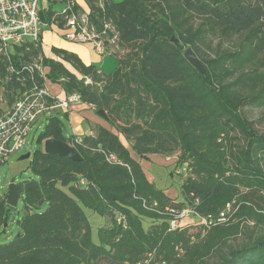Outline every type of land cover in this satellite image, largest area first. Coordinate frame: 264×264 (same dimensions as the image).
<instances>
[{"label": "trees", "instance_id": "trees-1", "mask_svg": "<svg viewBox=\"0 0 264 264\" xmlns=\"http://www.w3.org/2000/svg\"><path fill=\"white\" fill-rule=\"evenodd\" d=\"M72 1L52 3L41 11L43 22L63 29L56 6ZM88 7L98 31L109 25L118 46L129 50L124 58L112 55L118 58L114 73L62 49H53L61 60L49 59L42 41L31 51L18 49L24 56L16 54L14 63L41 56L46 79L38 84L79 94L107 114L111 130L65 136L64 121L49 119L38 142L80 138L74 147L82 161L44 150L32 154L33 177L17 183L24 215L16 220L15 238L0 243V264H264V133L245 114L264 107V0H107ZM113 36L107 30V38ZM216 40L232 46L209 56ZM187 48L207 76L187 62ZM5 64L0 58L2 79ZM29 79L25 74L23 83H6L10 106L32 87ZM176 153L177 165L191 169L182 201L157 189L138 161ZM228 205L226 222L209 226ZM84 207L111 220L99 229L98 243ZM167 207L191 208L201 223L170 231ZM13 209L0 204V236L15 220Z\"/></svg>", "mask_w": 264, "mask_h": 264}, {"label": "built area", "instance_id": "built-area-1", "mask_svg": "<svg viewBox=\"0 0 264 264\" xmlns=\"http://www.w3.org/2000/svg\"><path fill=\"white\" fill-rule=\"evenodd\" d=\"M49 4H59L62 0H0V58L4 60L6 76L0 78V170L7 164L12 156L21 152L29 143L30 133L40 117L56 109H70L74 104L82 103L79 94L67 95L64 100H57L48 90L41 87L38 82L46 79V71L42 64V57H37L34 61L21 62L20 67L14 63V56L18 54V60L24 56L23 51L18 53V49L31 51L39 46L42 31L45 25L41 18V2ZM87 4L94 3L102 6L107 0H84ZM59 16H62L66 23L65 30L71 31L65 37L71 42L80 44L91 43L101 55H113L118 48V35L109 25L104 26L102 33L91 21L90 8L82 9L78 5V0H73L66 6L59 9ZM107 30L114 36L107 38ZM106 37V39H105ZM106 42L109 44L107 47ZM25 74L30 76L31 88L20 90L16 95V101L10 106L6 98V83L14 81L23 83ZM86 83H92L86 77ZM81 143L80 138H76L74 144ZM74 147V144L69 143ZM167 162L175 165V173L184 179L191 175V169L187 164L177 165L179 154L176 153L165 158ZM110 160H114L113 157ZM84 182H81L83 185ZM7 202V196L0 194V204ZM198 202V201H197ZM232 206L227 209L218 219H211L207 224L215 226L224 223L230 214ZM170 220V231L180 229L188 218L197 216L191 208L178 210L167 207ZM198 217V216H197ZM119 225L124 226L125 219H118Z\"/></svg>", "mask_w": 264, "mask_h": 264}, {"label": "rangeland", "instance_id": "rangeland-1", "mask_svg": "<svg viewBox=\"0 0 264 264\" xmlns=\"http://www.w3.org/2000/svg\"><path fill=\"white\" fill-rule=\"evenodd\" d=\"M114 2H120L121 0H113ZM78 5L82 9H87L88 4L84 0H78ZM42 9L48 8L51 6L49 2L42 1L40 4ZM57 9L62 8L61 6H56ZM50 25V24H49ZM46 32L54 33L56 35H60L61 37L66 36L71 31L60 29L59 27L52 26L46 27ZM221 46L222 48H228L232 46V43L229 41L221 42L216 40L213 44V51H208L209 56H213L215 53L214 51ZM129 52V50L120 48L115 49L116 56L120 58H124V56ZM116 56L106 55L104 63H100L102 72L105 75H111L115 72L118 68V58ZM49 59L58 60L57 54L54 52L53 48H51L49 55H47ZM101 58V57H100ZM64 62V61H63ZM66 65H69L72 69L73 67L68 63L64 62ZM74 70V69H73ZM75 71V70H74ZM73 71V72H74ZM76 72V71H75ZM74 72V73H75ZM77 73V72H76ZM53 88H56V85L53 84ZM245 114L249 118L250 121L255 123L256 128L264 133V107L263 108H246ZM53 116H58L61 118L65 123V136L72 135V127L70 123L65 119L63 114H52V115H44L40 117V119L35 124L32 132L30 133L29 143L26 147L19 153L12 156L11 160L5 164L2 169L0 170V194L4 196H8L9 187L12 182L19 183L23 180L33 177L29 165L31 159L21 160V157L31 153L34 154L37 150H44V145H41L38 142V139L42 132L45 129L46 124L48 123L49 119ZM165 162L169 165H159L153 164L151 169L147 171L148 176L151 178L152 182L154 183L155 187L159 190H162L164 193L171 194L173 191H179V196H181V186L184 181L182 176L177 175L175 171V165L173 163ZM186 179V178H185ZM176 192V194H177ZM175 195V194H174ZM47 206L41 209V212L46 210ZM90 224L92 227V239L94 243H98V231L102 227H108L111 224V220L108 217L100 216L93 211L83 208ZM24 215V202L23 198L21 197L18 202V206L12 210V219L8 223L7 232L3 233L0 236V243H8L12 241L18 233V225L16 220L20 219ZM201 223V219L197 216H191L184 222V226L187 225H198ZM214 260L209 261L207 264H214Z\"/></svg>", "mask_w": 264, "mask_h": 264}, {"label": "crops", "instance_id": "crops-1", "mask_svg": "<svg viewBox=\"0 0 264 264\" xmlns=\"http://www.w3.org/2000/svg\"><path fill=\"white\" fill-rule=\"evenodd\" d=\"M61 9V8H60ZM52 27L56 26L55 24L51 25H45L42 31L41 35V41H42V52L45 57L49 55V52L51 48L56 49H62L69 53H73L77 55L84 64L86 65H96L101 69L100 63H104L105 56L108 55H101L97 52L96 48L91 43L86 44H80L76 42H71L66 39V37H61L60 35H56L54 33H48L45 31L46 27ZM64 29V28H63ZM112 56V55H110ZM101 57V58H100ZM48 58V57H47ZM61 60L58 58L57 61ZM66 65V64H65ZM66 67L74 71L69 65H66ZM75 72V71H74ZM56 85V84H55ZM53 84L48 83L47 88L49 92L57 99V100H64L66 98V93L62 90V88L59 85H56V88H53ZM63 114L65 119L70 123L72 127V135L75 137H82L85 135H93L98 128L103 127L106 129L111 130L110 125L107 123V121L100 116L97 115V111L88 104L85 103H77L74 104L70 109L64 110V109H56L54 111H51L47 115L52 114ZM124 142L125 140L122 139ZM140 162L144 173L147 177V179L151 182V178L148 176V172L153 164H159V165H169L165 162V158L160 156H147L144 159H138ZM16 183V182H15ZM17 184V183H16ZM154 184V183H153ZM176 190L171 192V194L165 193L167 196L172 198L174 201H182V196H179V191L176 194ZM175 194V195H174ZM9 226V225H8ZM8 226H5V229L7 231Z\"/></svg>", "mask_w": 264, "mask_h": 264}, {"label": "water", "instance_id": "water-1", "mask_svg": "<svg viewBox=\"0 0 264 264\" xmlns=\"http://www.w3.org/2000/svg\"><path fill=\"white\" fill-rule=\"evenodd\" d=\"M173 42L177 43V40L174 38L172 39ZM184 57L188 63H190L202 76H207V71L204 68L202 61L196 55L192 48H187ZM97 115L101 118L107 120V114L104 111H98ZM44 153L49 155H55L61 157L63 159H67L74 163H79L82 161V156L80 155L79 151L71 146L69 143L61 141V140H54L49 139L44 142ZM32 156L31 153H28L21 157V160L30 159ZM20 199V193L15 182H12L7 196L6 204L10 207H17L18 202Z\"/></svg>", "mask_w": 264, "mask_h": 264}]
</instances>
